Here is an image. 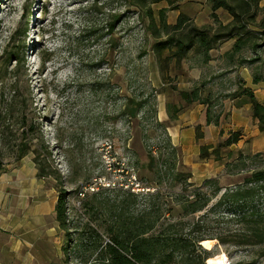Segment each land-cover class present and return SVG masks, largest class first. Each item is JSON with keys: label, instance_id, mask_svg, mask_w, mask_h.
<instances>
[{"label": "rangeland", "instance_id": "1", "mask_svg": "<svg viewBox=\"0 0 264 264\" xmlns=\"http://www.w3.org/2000/svg\"><path fill=\"white\" fill-rule=\"evenodd\" d=\"M177 2L190 3L147 0L137 9L128 0H0V173L9 174L11 188L46 190L49 225L54 220L51 205L65 193L71 232L66 236L56 224L57 256L49 264H80L76 246L79 240L83 248L93 241L89 228L137 218L146 204L153 213L160 206L163 217L178 218L182 210L175 196H191L204 180L191 177L179 149L156 119L160 91L177 88L169 72L173 46H157L174 37V31L162 28L159 11L172 26L180 13ZM228 16L220 15L222 25ZM189 27L211 26L187 22L180 32ZM257 43L256 51L248 46L238 51L237 60L248 66L252 78L262 80L264 33ZM15 54L21 60L16 71L14 61L8 60ZM21 130L33 152L15 161L12 149ZM216 149L210 158L217 160L219 176L213 178L221 188L241 183L250 169L264 167V132L231 150ZM35 150L42 153L39 165L33 160ZM239 152L260 155L246 160L240 173L226 175L242 169L225 167ZM125 191L136 197L124 195L121 209H115ZM147 194L158 196L151 199ZM100 233L106 242L109 236ZM210 248L211 256L223 255L226 264H264V256L216 245V240Z\"/></svg>", "mask_w": 264, "mask_h": 264}, {"label": "trees", "instance_id": "2", "mask_svg": "<svg viewBox=\"0 0 264 264\" xmlns=\"http://www.w3.org/2000/svg\"><path fill=\"white\" fill-rule=\"evenodd\" d=\"M211 5V17L218 22L215 11L224 9L230 16V21L226 25L218 24L217 30L209 35L211 27L193 28L189 27L188 33L179 34L157 43L158 47L164 48L172 43L183 54L184 51L195 42L204 49H209L218 41L235 39L233 52H240L248 46L250 50L256 51L260 45L257 41L264 33V8L258 6L260 0H207ZM147 0H128L130 6L141 9ZM147 15L151 19V11L146 9ZM261 19L257 21L258 14ZM160 24L162 28L173 31L179 30L184 22V17L180 16L172 26H167L163 11ZM250 26L257 28L256 31ZM251 44H248V41ZM248 44V45H247ZM14 61L15 71L20 67V57L15 54L8 58ZM49 60V56L43 58L41 64ZM259 77H253V82L257 83ZM251 104L252 118L257 120L258 130L264 132V105L257 102L252 92L243 90ZM184 96V93H182ZM187 101L196 100L194 96ZM207 121H210L207 113ZM25 130L17 132L16 141L13 145V158L15 161L22 159L32 150L27 143ZM239 139V133H231L230 136L219 145L226 147L235 143ZM41 151L43 150L40 147ZM214 149L213 152H215ZM33 152V151H32ZM216 153V152H215ZM40 154L34 151V162L39 165ZM255 154L244 156L241 152L237 154L234 163H226L225 167L242 169L236 172H226V175H233L243 171L246 160L252 161ZM208 147H200L201 159L208 158ZM150 164L154 159L152 157ZM249 174L244 176L241 183L230 187L221 188L217 185V180L207 178L202 181L199 188L195 189L191 196L179 194L175 196V202L181 207L182 213L178 218H165L162 215L161 207L153 213V208L146 204L138 211V217L117 220L112 224L101 227L92 226L89 228L93 241L88 242V246L83 248V241L79 240L76 246L80 253V264H206L211 258V245L216 240V245H231L241 250L252 251L253 256H264V167L248 170ZM42 169L39 176H42ZM211 187L210 192L202 191V187ZM136 197L132 192H124L115 209L120 208L126 201L125 196ZM157 194H147L149 198L157 197ZM218 196V197H217ZM215 199L213 202L212 200ZM65 193H60L55 204V220L58 227L69 235ZM87 205H83L85 208ZM155 214V215H153ZM191 217V218H190ZM109 236L106 242L101 241V231ZM210 241L204 244V241ZM78 242V241H77ZM202 245L205 247L201 246ZM75 249V250H76ZM86 253H89L86 256ZM232 264H245L238 261Z\"/></svg>", "mask_w": 264, "mask_h": 264}, {"label": "crops", "instance_id": "3", "mask_svg": "<svg viewBox=\"0 0 264 264\" xmlns=\"http://www.w3.org/2000/svg\"><path fill=\"white\" fill-rule=\"evenodd\" d=\"M180 1H190L189 5L177 2L184 17L182 27L187 22L210 25L213 28L209 35L213 34L215 24L220 23V15H228L224 9H217L218 22H215L207 0ZM185 6L191 7L190 10ZM258 6L264 8V0ZM180 13L174 15L172 25ZM180 29L174 31L175 39L180 33H188ZM175 41L171 43L174 60L169 72L177 88L170 93L160 91L156 119L165 126L171 144L179 149L182 165L189 168L191 177L213 178L218 169L215 170L217 160L210 158L211 150L234 132L239 133V139L223 148L231 150L263 133L252 118L251 104L243 90L251 91L257 102L264 105V78L253 82L248 66L237 60L239 52H233V38L218 41L209 49L195 42L183 54H179ZM192 96L196 100H186ZM201 146L208 147L209 158L199 157ZM10 186L9 174L0 173V264H49L57 256L58 248L56 202L51 205L54 220L49 225L46 190Z\"/></svg>", "mask_w": 264, "mask_h": 264}, {"label": "bare ground", "instance_id": "4", "mask_svg": "<svg viewBox=\"0 0 264 264\" xmlns=\"http://www.w3.org/2000/svg\"><path fill=\"white\" fill-rule=\"evenodd\" d=\"M210 241H204V244H208ZM206 264H226V259L223 255H217L207 259Z\"/></svg>", "mask_w": 264, "mask_h": 264}, {"label": "water", "instance_id": "5", "mask_svg": "<svg viewBox=\"0 0 264 264\" xmlns=\"http://www.w3.org/2000/svg\"><path fill=\"white\" fill-rule=\"evenodd\" d=\"M202 241H204V240H202ZM200 244H201L202 247H204V246L202 245V242H201ZM204 248H205V247H204Z\"/></svg>", "mask_w": 264, "mask_h": 264}]
</instances>
